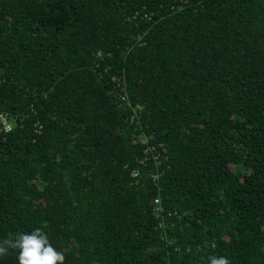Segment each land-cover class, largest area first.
<instances>
[{
    "label": "trees",
    "instance_id": "trees-1",
    "mask_svg": "<svg viewBox=\"0 0 264 264\" xmlns=\"http://www.w3.org/2000/svg\"><path fill=\"white\" fill-rule=\"evenodd\" d=\"M0 113V242L264 264V0H0Z\"/></svg>",
    "mask_w": 264,
    "mask_h": 264
},
{
    "label": "clouds",
    "instance_id": "clouds-1",
    "mask_svg": "<svg viewBox=\"0 0 264 264\" xmlns=\"http://www.w3.org/2000/svg\"><path fill=\"white\" fill-rule=\"evenodd\" d=\"M9 250L18 252L19 264H64L63 253L56 250L47 235L39 228L31 232H17L0 242V258ZM210 264H230L224 256L210 257Z\"/></svg>",
    "mask_w": 264,
    "mask_h": 264
},
{
    "label": "built area",
    "instance_id": "built-area-1",
    "mask_svg": "<svg viewBox=\"0 0 264 264\" xmlns=\"http://www.w3.org/2000/svg\"><path fill=\"white\" fill-rule=\"evenodd\" d=\"M0 122H1V124L3 126V130L5 132L8 133V132H11L13 130V123H12L10 117L7 114L0 113ZM36 131L39 132V133L41 132V126H39L38 124L36 125ZM133 176L135 178H138L139 177V172L134 173ZM155 205H156V213H157L158 216H160L161 215V211H162V209L160 207L161 206L160 199L155 200Z\"/></svg>",
    "mask_w": 264,
    "mask_h": 264
}]
</instances>
